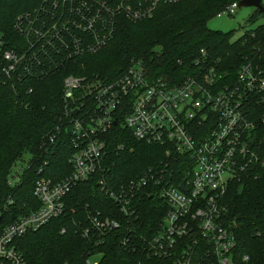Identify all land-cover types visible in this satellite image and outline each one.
<instances>
[{
	"label": "built area",
	"instance_id": "2783aa9c",
	"mask_svg": "<svg viewBox=\"0 0 264 264\" xmlns=\"http://www.w3.org/2000/svg\"><path fill=\"white\" fill-rule=\"evenodd\" d=\"M181 1L38 0L36 7L16 16L12 44L0 37V84L17 98L34 93L28 83L63 76L65 120L59 126L69 130L72 146L69 175L57 182L40 176L34 182L36 209L3 223L13 201L0 205V264H25L15 240L61 216L73 187L95 175L100 176V192L113 206L110 213L88 212L86 224L78 226L89 248L85 264H103L113 248L120 253L116 264L247 261L246 256L235 259V236L224 216L231 186L264 171V157L252 145L256 130L264 127L263 72L248 62L229 80L222 62L210 60L201 49L194 63L197 75L178 84L150 80L136 62L115 80L70 74V67L82 66L83 58L111 43L120 18L151 19L160 5ZM237 4H229L217 17L232 16ZM118 114L136 141L162 147L168 159L111 186L109 170L103 167L105 136L116 126ZM50 135L52 142L55 135ZM23 171L9 173V187L21 183ZM41 173L39 169L37 175ZM145 198L159 210L149 225L139 219Z\"/></svg>",
	"mask_w": 264,
	"mask_h": 264
},
{
	"label": "trees",
	"instance_id": "16d2710c",
	"mask_svg": "<svg viewBox=\"0 0 264 264\" xmlns=\"http://www.w3.org/2000/svg\"><path fill=\"white\" fill-rule=\"evenodd\" d=\"M239 1L184 0L160 5L151 19L131 22L120 18L111 43L99 53L83 58L82 66L70 67V74L115 80L129 66L139 62L150 80L159 78L178 84L197 75L199 67L194 63L201 49L210 60L222 62L221 69H225L229 80L248 62L264 74V24L246 31L234 41H231L232 32L208 27L218 12ZM37 3L38 0H0V37L8 46L9 41L17 38L13 30L16 16L36 7ZM254 13L249 22L261 16L256 10ZM62 77L57 74L28 83L34 93H24L20 98L8 86L0 84V205L9 199L13 201L1 219L3 223L37 208L32 194L37 178L44 176L57 182L71 172L69 130L59 126L65 120ZM116 122L105 136L108 150L103 167L109 170L106 179L111 186L125 183L168 159L162 147L136 141L123 128L120 114ZM50 134L55 135L52 142L47 138ZM255 134L253 148L264 157V127H259ZM26 156L27 168L21 183L9 187V173ZM39 169L42 173L37 175ZM99 179L100 176L95 175L77 184L64 198L61 216L15 240V248L25 264H85L89 248L78 226L86 224L88 212L110 213L113 206L100 192ZM140 204L139 219L146 225L153 224L159 212L154 207L156 203L145 198ZM226 208L224 223L235 236V259L241 261L246 256L247 261L241 264H264V171L256 179L232 185L226 195ZM119 256L117 248L107 250L103 264H116Z\"/></svg>",
	"mask_w": 264,
	"mask_h": 264
},
{
	"label": "rangeland",
	"instance_id": "374dc122",
	"mask_svg": "<svg viewBox=\"0 0 264 264\" xmlns=\"http://www.w3.org/2000/svg\"><path fill=\"white\" fill-rule=\"evenodd\" d=\"M261 4L264 6V0H261ZM224 10V9H223ZM223 10L218 12L215 17L208 23V27L211 30L221 31V32H232L231 41L237 40L246 31L256 28L259 25L264 24V13L261 16H257L255 21L249 22L250 18H254V8H237L232 16L222 15L217 17ZM14 40L9 41L13 43ZM84 63V62H83ZM139 63V62H138ZM256 135V134H255ZM255 137V136H254ZM28 157L26 156L23 161H20L12 169V175L18 170H24L27 167ZM99 257L90 258V262H95Z\"/></svg>",
	"mask_w": 264,
	"mask_h": 264
},
{
	"label": "water",
	"instance_id": "95a60500",
	"mask_svg": "<svg viewBox=\"0 0 264 264\" xmlns=\"http://www.w3.org/2000/svg\"><path fill=\"white\" fill-rule=\"evenodd\" d=\"M238 8H254L260 14L264 13V6L261 0H241L237 4Z\"/></svg>",
	"mask_w": 264,
	"mask_h": 264
}]
</instances>
